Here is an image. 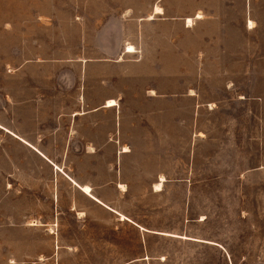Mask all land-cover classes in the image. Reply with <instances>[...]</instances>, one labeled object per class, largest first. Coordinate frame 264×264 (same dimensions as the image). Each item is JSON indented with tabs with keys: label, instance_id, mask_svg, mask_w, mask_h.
Listing matches in <instances>:
<instances>
[{
	"label": "rangeland",
	"instance_id": "374dc122",
	"mask_svg": "<svg viewBox=\"0 0 264 264\" xmlns=\"http://www.w3.org/2000/svg\"><path fill=\"white\" fill-rule=\"evenodd\" d=\"M130 45L136 52L123 54ZM164 53L181 67L171 68V117L186 120L148 132L155 152L129 155L125 192L105 188L108 203L140 228L49 176L12 132L49 138L59 114L73 111L74 68L86 61L144 62L153 75L133 68L138 88L152 77L157 89ZM92 71L80 78L88 107L122 91L121 81L101 82L106 70ZM152 106L167 109L162 99ZM88 119L105 133L127 126L102 108ZM120 157L92 154V176L106 167L110 179ZM24 164L38 174L21 177ZM0 264H264V0H0Z\"/></svg>",
	"mask_w": 264,
	"mask_h": 264
},
{
	"label": "crops",
	"instance_id": "0c3cea01",
	"mask_svg": "<svg viewBox=\"0 0 264 264\" xmlns=\"http://www.w3.org/2000/svg\"><path fill=\"white\" fill-rule=\"evenodd\" d=\"M155 12V15H159L163 13V10L161 9V12ZM201 18H203V16L201 15V13H198L196 19ZM192 22L193 19L188 18L187 26H192ZM250 23L252 22L249 21V24ZM251 26H253V23ZM130 46L133 47L136 52L135 46ZM89 47L91 46L89 45ZM127 48H129V46L125 48L123 54H133L128 53L126 50ZM84 50L90 56H101L104 55L105 52H113V50L110 48H107L105 50H103L102 48H85ZM164 56L165 58L164 65L162 66L163 70L161 76V87L157 86V89L151 88L154 84V78L152 80V77L149 85H146L143 90H139L140 87L138 88L139 82L138 80H136L138 71H131L133 68H139V71H148L153 75L152 69L149 68L148 65L144 62L135 64H120L119 62H124L122 58L116 64H112L99 59L86 61L83 68H74V75L72 76V79L74 80L73 85H77V87H75V90L73 91V97L66 100V103H68V105L72 107L71 109L73 111L72 113L68 114H59V117L55 119L56 123L52 127L53 130L51 131L52 133L49 138H46V136H41L39 134L31 136L28 134L20 133L18 135L3 126L1 127H3L2 129L4 130L6 129L8 131H11L15 135L14 137L19 140L22 145L32 149L35 154H37V157H41V161L43 163L42 167L49 176H52L54 173H56L57 176L61 175V177L68 185L80 191L87 200L101 205L102 207L118 215L119 217L124 216L127 219L124 221L132 222L138 227L142 228L140 225L141 223H137L136 221L133 222L128 216L120 213L116 209L117 206H112L110 205V203H108L109 200L106 197L107 189L105 188L107 187V185H114L116 191L125 192V183H122L121 180L128 179V177L126 176L128 170V163L126 159L133 153L155 152V149L151 148L154 142V135L149 136L148 132L156 129H161L163 130V132L164 130H166L168 133H170L172 126L176 123V120L179 121L178 127L182 126L181 121L186 120V117L183 115V113L179 114L176 120L172 119L171 117V83L175 79V76L171 74V68H173L174 70V68L181 67H171L169 59L166 57L165 53ZM89 68L93 69L92 72H95V70H99L101 68L106 70L107 74H110L109 82L105 80H102L101 82L105 83L106 85H117L118 82L121 81L117 89H122V91H120L115 96L105 97L103 101L95 103V106L88 107L87 104H83L81 94L82 82L80 81V78L85 75ZM225 69L227 72V78H229L230 73H233V70H231L230 68ZM122 70H130L129 75L123 78ZM217 72L223 73L224 68L219 67ZM70 73H72L71 70ZM247 73H249V71H247ZM246 78V80H249L250 76L247 75ZM68 80L70 82V79ZM159 89H162V94L159 92ZM148 91L150 95L148 94ZM156 93H158L162 97L157 96ZM191 96H194V94L190 95V97ZM161 99L164 104L167 105V109L166 111L165 109H163V112H156L153 109L152 105L155 101H161ZM57 101L62 103L65 100L58 98ZM110 101L115 103V105L109 106ZM123 102H125L126 104H130V107L121 109L120 104L122 105ZM99 108H102V110L107 112L110 111L117 117L118 115H120V117L122 116L125 119V121L127 122V126L126 128H124L123 132H121L120 135L112 132L105 133L101 129L95 127V123L91 125L88 117L92 114L93 111ZM172 121L173 123H171ZM183 126L185 127V124H183ZM124 148H126V150ZM105 151H119L123 156L120 157L119 161L114 162V164H112L113 166L109 168L110 172L112 173L109 174L110 179H107L108 174H106V167L94 168V170H92V176L91 165L89 163L92 154H99ZM47 152L56 153L57 155L48 156L46 155ZM63 153L83 154V159L77 162L66 161L64 163L62 158ZM36 166H31L29 167V169L27 168L26 164H24V166H20V176L22 177V174L27 176V172L37 175L38 171ZM80 168L81 171L79 170ZM117 170L119 175L117 174ZM162 178L164 179L163 182L161 181ZM130 179L133 178L130 177ZM158 180L159 182L155 183V185L161 183L163 184L166 179L164 176H160ZM142 182L144 184H154V181L151 180H144ZM85 187H88L90 191L86 192ZM8 188H10L9 185ZM153 190L154 192L162 191H156L155 188H153ZM7 198H9L8 195L6 196L4 194L3 199L6 200Z\"/></svg>",
	"mask_w": 264,
	"mask_h": 264
},
{
	"label": "bare ground",
	"instance_id": "6f19581e",
	"mask_svg": "<svg viewBox=\"0 0 264 264\" xmlns=\"http://www.w3.org/2000/svg\"><path fill=\"white\" fill-rule=\"evenodd\" d=\"M155 11H157V12H161V9L160 8H156V10ZM156 13V12H155ZM199 17V16H198ZM193 23V22H192ZM250 24H252V23H250ZM127 52L128 53H135V50H134V48L133 47H129L128 49H127ZM110 105H115V103H113L112 101H110V103H109V106ZM107 106V105H106ZM125 150H126V148H124ZM128 149V148H127ZM161 181H164V179L162 178L161 179ZM161 187H162V183L161 184H157V185H155V188H156V190H161ZM85 191L86 192H89L90 191V189L88 188V187H85ZM123 217V220H126V218L124 217V216H122ZM167 235H171V236H177V235H173V234H167ZM184 239H191V238H188V237H183ZM199 241H203V240H199ZM209 244H214L213 242H209V241H207Z\"/></svg>",
	"mask_w": 264,
	"mask_h": 264
}]
</instances>
